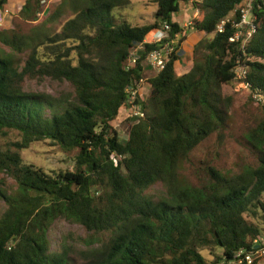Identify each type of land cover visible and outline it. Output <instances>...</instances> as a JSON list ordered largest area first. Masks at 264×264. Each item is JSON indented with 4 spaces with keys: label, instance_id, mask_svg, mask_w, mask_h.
<instances>
[{
    "label": "trees",
    "instance_id": "16d2710c",
    "mask_svg": "<svg viewBox=\"0 0 264 264\" xmlns=\"http://www.w3.org/2000/svg\"><path fill=\"white\" fill-rule=\"evenodd\" d=\"M41 1L0 0L14 19L0 27V264H72L70 245L53 248L49 236L60 218L85 231L83 264H228L250 249L264 236V105L253 97L264 95V0L254 1L257 30L243 49L229 41L231 28L216 26L244 0H152L153 20L136 25L116 14L131 0H61L39 18ZM181 1L198 12L185 27L173 17ZM17 18L35 25L25 29ZM165 22L179 38L164 70L146 75L145 66L164 42L145 44L127 69L131 48ZM192 29L206 38L178 74L177 52ZM239 63L260 116L241 134L253 162L234 172L193 152L229 129L234 96L223 87L240 83ZM141 77L149 94L140 89L142 116L131 117L127 89ZM47 79L69 89L55 96L26 88ZM123 121L132 122L125 141ZM35 142L59 146L70 165L25 161L22 151ZM158 184L164 193L156 196Z\"/></svg>",
    "mask_w": 264,
    "mask_h": 264
},
{
    "label": "rangeland",
    "instance_id": "374dc122",
    "mask_svg": "<svg viewBox=\"0 0 264 264\" xmlns=\"http://www.w3.org/2000/svg\"><path fill=\"white\" fill-rule=\"evenodd\" d=\"M60 2L61 0H42L41 3L44 5L42 10H44V12L40 13L39 18H44L46 15L50 14ZM131 2L132 4L130 7L123 11H116V14L118 16L122 15L134 25L147 24L153 20L156 5L152 0H131ZM194 13L195 10L189 7L188 3L181 1L180 10L178 13L174 14L173 17L181 24H184L191 22L194 19ZM66 19L67 16H63L57 23L58 27L60 25L59 23L64 22ZM13 20V15L7 13L6 17H4V22L0 27L5 28L7 25L13 24ZM17 20V22L22 24L25 29H29L31 26L35 25V22L26 23L19 18H17ZM152 36L153 33L150 34L147 39L149 40ZM211 37L212 35H208V38ZM202 39L204 38H196L195 33L191 31L188 43L194 44L195 47L201 43ZM207 41L208 40L206 39V42ZM0 47H3L1 43ZM186 69H188V66L183 65L179 68L178 74L183 73ZM152 74L153 73L151 72H146V75ZM68 85L69 84H62L51 79L44 81L29 80L26 88L30 92H46L58 96L62 91H67L69 89ZM142 93L144 96L149 94V88H146V85L144 86ZM223 93L224 95L234 96V103L231 107V125L222 137L214 136L211 139L204 141L198 149L193 152V157L198 159L203 158L206 154L208 156L211 155V159H214V162H216L218 166L232 168L235 172V170L237 171V168L241 165L243 166L246 163L252 164L253 162L249 153L241 146V134L245 132L247 126L260 116V110L257 107L258 104L253 101H247L248 97L243 92V87L240 84L234 86L232 84L224 85ZM125 115L126 113L124 112L122 118H125ZM131 123V121L128 123H124L123 121L122 124L117 126L120 133V140L125 141ZM17 137L18 135L15 133L10 135L11 139H16ZM2 138L4 139V137ZM22 153L25 161L43 166L46 169L67 168L70 165L71 160L69 155L59 146L51 145L48 142H35L29 148L24 149ZM4 176V174L0 173V177ZM6 181L12 188L16 187V184L12 179L8 178ZM151 192L156 196L162 195L164 193V187H162L161 184H158L152 188ZM4 208V203L0 202V212ZM84 234L85 231L79 224L71 223L61 218L54 222L49 231L53 248L59 246L62 240H65L66 243L70 245L71 256L73 258L72 264H83L82 250L85 249V246L82 241V236H84ZM205 254L208 255V252L205 251ZM262 264H264V259L262 260Z\"/></svg>",
    "mask_w": 264,
    "mask_h": 264
},
{
    "label": "built area",
    "instance_id": "2783aa9c",
    "mask_svg": "<svg viewBox=\"0 0 264 264\" xmlns=\"http://www.w3.org/2000/svg\"><path fill=\"white\" fill-rule=\"evenodd\" d=\"M255 0H244L238 7L236 16L229 15L223 17L216 26V31L218 33H224L228 28L232 29V35L229 37V41L238 45L241 49L249 43L254 33L257 30V25L255 23L256 19H252L253 5ZM197 12V11H196ZM6 13V12H5ZM5 13L0 12V25L4 22ZM8 13V11H7ZM198 17L197 15L194 18ZM191 22L185 23L184 27L189 25ZM172 27L169 23L165 22L163 26L157 28L153 31L152 38L145 39L140 43L135 44L126 59V68L129 69L135 66L137 61L141 59V56L145 52V44L152 43H163L161 48L154 49L149 52L145 57V66L147 70L155 74L164 70L166 63L168 62L169 56L174 51V43L179 38V34H175L172 37L169 32ZM165 39L167 40L165 42ZM144 63V62H143ZM146 70V72H147ZM234 72L236 74V79L239 81L243 88H247L248 85L245 82L247 76V66L244 64H238ZM146 77H141L136 82L131 84L127 89L128 102L130 105L129 115L142 116L139 105L136 103V96L140 89L145 86ZM257 103H262L264 105V95L254 94L253 96ZM264 259V236H258L253 241V246L250 249H240L228 264H262Z\"/></svg>",
    "mask_w": 264,
    "mask_h": 264
},
{
    "label": "crops",
    "instance_id": "0c3cea01",
    "mask_svg": "<svg viewBox=\"0 0 264 264\" xmlns=\"http://www.w3.org/2000/svg\"><path fill=\"white\" fill-rule=\"evenodd\" d=\"M197 15V12L195 11L194 15L195 16ZM179 22V21H178ZM180 23V22H179ZM181 24V23H180ZM185 24V23H184ZM184 24H181V25H184ZM191 31L193 33H195L196 35V38H206V36H204L205 34L203 33H200L196 30H190L188 32V38L185 40V42L183 43L182 47L178 50V54L180 56V60L178 61L177 63V68L179 70L180 67H182L183 65H186V66H189L192 62V56H193V51H194V44L192 43H188V40H189V34L191 33ZM185 45H188V46H185ZM182 65V66H181ZM149 72V71H148ZM142 90H144V87L142 88Z\"/></svg>",
    "mask_w": 264,
    "mask_h": 264
},
{
    "label": "clouds",
    "instance_id": "9594fccd",
    "mask_svg": "<svg viewBox=\"0 0 264 264\" xmlns=\"http://www.w3.org/2000/svg\"><path fill=\"white\" fill-rule=\"evenodd\" d=\"M184 26V25H183ZM149 70H147V72H148ZM150 72V71H149Z\"/></svg>",
    "mask_w": 264,
    "mask_h": 264
}]
</instances>
